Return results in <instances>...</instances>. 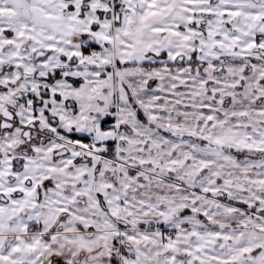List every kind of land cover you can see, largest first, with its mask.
Returning <instances> with one entry per match:
<instances>
[{
	"label": "snow or ice",
	"instance_id": "6c2138e0",
	"mask_svg": "<svg viewBox=\"0 0 264 264\" xmlns=\"http://www.w3.org/2000/svg\"><path fill=\"white\" fill-rule=\"evenodd\" d=\"M0 264H264V0H0Z\"/></svg>",
	"mask_w": 264,
	"mask_h": 264
}]
</instances>
